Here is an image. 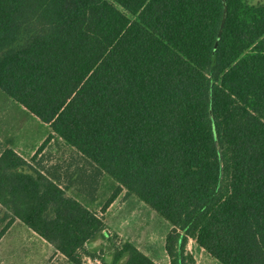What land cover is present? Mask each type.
Segmentation results:
<instances>
[{"label":"trees","instance_id":"obj_1","mask_svg":"<svg viewBox=\"0 0 264 264\" xmlns=\"http://www.w3.org/2000/svg\"><path fill=\"white\" fill-rule=\"evenodd\" d=\"M0 91L51 131L29 162L0 154L3 232L71 264L98 241L103 264H155L104 235L116 196L99 215L72 192L89 177L37 161L56 138L170 224V264H196L190 240L264 264V0H0Z\"/></svg>","mask_w":264,"mask_h":264},{"label":"rangeland","instance_id":"obj_2","mask_svg":"<svg viewBox=\"0 0 264 264\" xmlns=\"http://www.w3.org/2000/svg\"><path fill=\"white\" fill-rule=\"evenodd\" d=\"M50 133L49 126L0 91V149L1 146L4 149L10 148L29 162ZM72 154L70 147L55 138L37 157V161H41L44 168L58 170L63 180L66 175H71L73 180L81 174L86 179L89 177V183L87 180L85 184L76 183L72 192L81 204L92 211L102 214L107 203L116 196L104 212V235L117 233L150 257L155 264H170L165 250L170 224L135 196H127L125 190L117 194L119 186L113 178L107 174L92 175L91 167L83 159L73 158ZM83 188L86 190L83 191ZM4 228L5 224L0 222V264L57 263L55 257L49 255L47 247L21 234L17 228L9 234H6V230L3 232ZM187 247L196 264H220L193 241ZM93 249L95 258L86 259L85 264L110 262L112 250L107 242L102 244L98 241Z\"/></svg>","mask_w":264,"mask_h":264},{"label":"crops","instance_id":"obj_3","mask_svg":"<svg viewBox=\"0 0 264 264\" xmlns=\"http://www.w3.org/2000/svg\"><path fill=\"white\" fill-rule=\"evenodd\" d=\"M1 142V141H0ZM4 150V148L1 146L0 149V154L1 152ZM73 158H80L81 160L83 159L82 156L80 154H78L77 152H75L73 150V154H72ZM84 160V159H83ZM0 211H1V207H0ZM92 211V210H91ZM96 213H98L97 211H94ZM99 214V213H98ZM101 215V214H99ZM15 228H17L16 230H19L21 234L29 237L30 239H34L36 240V242H38V244H41L42 247H47L48 248V252L49 255H52V258L55 257V261L57 263L53 264H71L70 262H68L66 260V258L64 256H62L60 253H58L53 246H51L48 242H46L44 239H42L40 236H38L35 232H33L31 229H29L27 226H25L23 223L19 222V221H15L13 222L11 225L8 226V228L6 229V234H9L10 232H12L13 230H15ZM5 234V235H6ZM189 242H192V240H190ZM95 244L92 245V248H94ZM188 248V247H187ZM202 250V249H201ZM88 258H84L82 264H85V260ZM53 260V261H54Z\"/></svg>","mask_w":264,"mask_h":264}]
</instances>
